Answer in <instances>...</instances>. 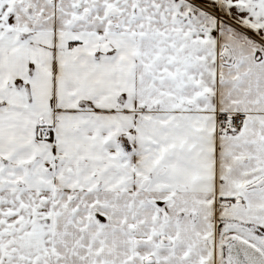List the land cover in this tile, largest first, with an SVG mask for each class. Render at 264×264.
Listing matches in <instances>:
<instances>
[{
	"label": "snow or ice",
	"instance_id": "obj_1",
	"mask_svg": "<svg viewBox=\"0 0 264 264\" xmlns=\"http://www.w3.org/2000/svg\"><path fill=\"white\" fill-rule=\"evenodd\" d=\"M0 264H264V0H0Z\"/></svg>",
	"mask_w": 264,
	"mask_h": 264
}]
</instances>
